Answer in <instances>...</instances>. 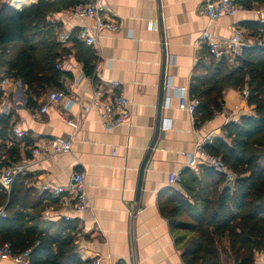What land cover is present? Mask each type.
Returning a JSON list of instances; mask_svg holds the SVG:
<instances>
[{
  "label": "crops",
  "instance_id": "crops-1",
  "mask_svg": "<svg viewBox=\"0 0 264 264\" xmlns=\"http://www.w3.org/2000/svg\"><path fill=\"white\" fill-rule=\"evenodd\" d=\"M7 1L18 10L38 2ZM55 1L57 5L69 2ZM100 1L104 15L119 23L121 30L102 31L95 47L76 44L79 31L93 25L91 19L70 18L71 7L47 18L64 50L57 63V70L63 74L62 90L48 89L41 97H33L36 106L30 107L27 88L20 80L7 76L9 85L0 88V117L10 118L12 130L28 134L24 141L13 139L11 134L6 148L20 143L21 159L17 163L9 161L0 175L12 166L23 167L17 176L29 201L38 205L28 210L31 216H37L32 226L54 234L66 222L74 223L78 230L76 254L84 261L186 264L181 245L160 207L170 188L181 189L170 184L169 175H182L186 169L199 174L208 166L201 161L195 166L188 164L198 139L212 134L214 140L228 142L224 127L242 117L255 116V111L247 103L245 90L228 89L223 110L197 127L194 117L180 107V97L191 98L194 77L204 75L196 72L199 65L206 70L212 66V56L201 42L205 29L209 27L217 39H229L235 27H242L253 45L264 34V0H255L248 10L222 17L210 26L203 14L204 0ZM63 35L67 37L65 43L61 41ZM80 47L97 58L93 76L86 74ZM228 62L235 67V60ZM113 82H119L120 87L113 88ZM56 91L64 93L62 102L49 105L42 119L34 120L32 115L49 104V95ZM114 92L123 93L129 100L131 121L129 126L107 132L102 115L104 104ZM57 138L70 141L71 151L49 159L32 155V148ZM260 165L264 166V158ZM75 172L85 174L89 208L84 213L63 209L48 198L44 189L66 185ZM222 241L223 250L228 249V240ZM218 245L220 248V242ZM222 255L223 264H235L227 254ZM1 264L16 263L5 259ZM255 264H264V250L256 253Z\"/></svg>",
  "mask_w": 264,
  "mask_h": 264
},
{
  "label": "trees",
  "instance_id": "trees-1",
  "mask_svg": "<svg viewBox=\"0 0 264 264\" xmlns=\"http://www.w3.org/2000/svg\"><path fill=\"white\" fill-rule=\"evenodd\" d=\"M254 1L237 0L248 9ZM79 2L57 5L55 0H38L36 5L18 10L0 0V68H7L8 77L26 86L30 107L36 106L33 97H41L48 89L62 90L63 74L57 70V63L64 50L47 18ZM80 50L86 74L93 76L97 58L92 51ZM212 60L209 69L201 65L196 68L204 75L195 76L190 87V97L200 101L194 113L196 126L223 110L228 89L247 90V103L255 111V116L242 117L224 127L228 142L218 138L206 147L235 174L233 187L227 185L224 175L209 167H202L199 174L186 169L181 189L170 188L160 207L186 264H223L222 254L235 264H255L256 253L264 250V166L260 165L264 158V47L254 44L248 48L235 59L234 68L225 58ZM0 128L2 170L9 161L17 163L21 157L20 143L6 148L13 133L9 117H0ZM36 207L19 176L9 193L0 185V245L10 243L16 254L30 250L31 264H93L76 254L78 230L74 223L66 222L54 234L32 226L37 216L28 210ZM223 239L229 246L222 252L218 244Z\"/></svg>",
  "mask_w": 264,
  "mask_h": 264
},
{
  "label": "built area",
  "instance_id": "built-area-1",
  "mask_svg": "<svg viewBox=\"0 0 264 264\" xmlns=\"http://www.w3.org/2000/svg\"><path fill=\"white\" fill-rule=\"evenodd\" d=\"M248 10L243 4L236 0H204L203 14L209 20V26L215 20L222 17H234L239 13ZM70 18L84 19L89 18L93 21V25L82 28L76 35V41L85 44L89 47L98 46V37L102 31L117 33L121 30V25L113 20L108 19L104 15V7L100 0H80L69 12ZM63 43L67 42V37H61ZM201 42L205 45L210 55L216 59L235 60L237 57L244 55L245 51L254 44L264 47V38L257 39L253 45L248 43L246 31L242 27H235L231 38L217 39L209 31V27L205 29L201 36ZM60 69V66H57ZM63 81V78L62 80ZM10 79L0 68V88L8 86ZM113 88H119V82H113ZM245 97H248V91H244ZM64 99V93L60 91L53 92L48 97L49 104H45L41 109L32 115L34 120H41L47 113L49 105H57ZM130 102L123 93H113L104 104V112L102 115V123L107 132L129 126L131 121V112L129 110ZM200 106V101L196 98H188L186 95L180 97V107L187 110L192 117L197 108ZM69 108V105L68 107ZM72 126L74 123L69 122ZM193 125L196 126L195 118ZM13 139L24 141L28 134L26 131L14 129ZM214 141V136L208 134L198 139L195 144L194 153L189 156L188 164L190 166L197 165L200 161L213 169L219 174L226 177L227 183L233 184L235 174L224 164L221 158L213 156L206 150L207 145ZM71 142L62 138L50 140L47 144L37 145L32 148V155L42 159H49L55 155L68 153L71 151ZM22 166H12L5 170L0 175V185L7 191L12 188L16 176L22 171ZM171 185L181 186L183 178L181 174L171 173L169 175ZM48 194V198L53 202L61 204L62 208L77 213H84L89 208V201L86 192L85 174L83 172H75L71 175L66 185L56 187H44ZM4 217L5 214L1 213ZM49 218V214L46 215ZM69 220V216L65 217ZM10 259L16 264H31L30 250L23 253H14L10 243L0 245V264L3 260ZM93 264H100L97 259Z\"/></svg>",
  "mask_w": 264,
  "mask_h": 264
},
{
  "label": "water",
  "instance_id": "water-1",
  "mask_svg": "<svg viewBox=\"0 0 264 264\" xmlns=\"http://www.w3.org/2000/svg\"><path fill=\"white\" fill-rule=\"evenodd\" d=\"M143 170H144V167H143V169L141 170V176H140V183H139V192L141 191V188H142V174H143Z\"/></svg>",
  "mask_w": 264,
  "mask_h": 264
},
{
  "label": "rangeland",
  "instance_id": "rangeland-1",
  "mask_svg": "<svg viewBox=\"0 0 264 264\" xmlns=\"http://www.w3.org/2000/svg\"><path fill=\"white\" fill-rule=\"evenodd\" d=\"M5 2L8 3L7 0H5ZM263 38H264V34H263ZM198 187H199V186H197L196 189H198ZM190 199H191V197H190ZM222 244H223V241L220 243V249H221V251L223 252L224 250H223V245H222Z\"/></svg>",
  "mask_w": 264,
  "mask_h": 264
}]
</instances>
